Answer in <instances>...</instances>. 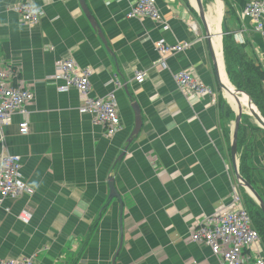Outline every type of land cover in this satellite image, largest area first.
Segmentation results:
<instances>
[{"label": "crops", "instance_id": "1", "mask_svg": "<svg viewBox=\"0 0 264 264\" xmlns=\"http://www.w3.org/2000/svg\"><path fill=\"white\" fill-rule=\"evenodd\" d=\"M21 1L43 9L38 24L21 23L14 9ZM135 1L84 0L93 27L79 0H0V63L17 70L34 93L26 135L18 132V115L0 126V155L20 156V175L29 188L0 202V260L221 264L190 234L234 194L244 203L248 195L230 159L234 105L220 91L192 0H156L159 21L127 18ZM202 1L208 17L218 15L219 30L230 33L237 46V51L228 47L230 69L250 66L264 74V34L253 31V20L242 14L252 0ZM160 38L191 46L162 56L156 46ZM215 46L226 79L224 57ZM67 57L92 70L91 95L114 91L121 127L113 135L78 112L81 97L75 88L63 90L64 83L53 78L56 61ZM183 70L210 87L215 102L177 87L172 76ZM137 71L145 73L142 83L134 80ZM133 103L139 106L140 128L119 158L134 128ZM241 122L239 167L245 159L241 172L264 200V129L244 113ZM109 176L122 199L121 215L118 200L108 199ZM24 213L27 220L21 218ZM262 236L257 249L264 259Z\"/></svg>", "mask_w": 264, "mask_h": 264}, {"label": "built area", "instance_id": "2", "mask_svg": "<svg viewBox=\"0 0 264 264\" xmlns=\"http://www.w3.org/2000/svg\"><path fill=\"white\" fill-rule=\"evenodd\" d=\"M22 24L36 25L44 16L41 7L27 1H21L14 7ZM242 14L253 20V31L264 34V5L259 0L250 1L242 10ZM127 18H149L161 20V13L156 0H136L126 12ZM191 27H194L191 24ZM167 29L168 26H163ZM239 34V33H237ZM159 53H180L191 46V42L183 41L168 44L165 39L156 41ZM90 68H79L70 57L58 59L55 63L54 79L64 84L61 89L75 88L81 97L78 112L87 114L96 124L103 126L107 135H113L121 127L118 105L114 91L103 97L91 95L89 77ZM177 87L188 89L199 96H209L215 102L214 92L204 85L188 70L173 74ZM145 73L137 71L134 80L142 83ZM117 88L121 87L119 80L115 81ZM34 93L26 87L19 78L17 70L12 66L0 63V126L9 124L14 115L20 116L18 123L19 134L29 132L28 105L33 102ZM21 158L19 155L2 153L0 155V202L6 198L16 199L29 192L27 184L20 175ZM21 218L27 220L29 215L24 213ZM191 240L203 243L210 248L221 264H264L257 245L260 235L253 225L251 216L240 194H234L228 205L203 216L192 229ZM0 264H34L33 257L5 258Z\"/></svg>", "mask_w": 264, "mask_h": 264}, {"label": "water", "instance_id": "3", "mask_svg": "<svg viewBox=\"0 0 264 264\" xmlns=\"http://www.w3.org/2000/svg\"><path fill=\"white\" fill-rule=\"evenodd\" d=\"M80 5L83 9V12L85 13L86 17L88 18V20L90 21L91 25L93 27L96 26V22L94 20V18L92 17V15L90 14V12L88 11L84 0H79ZM193 2V7L194 10L198 16L199 21L201 22V25L205 31V36L208 42V48H209V53L211 55V60H212V64L215 70V73L217 75V81H218V85L220 87V91L223 95L224 99H228V96H230L233 99V105H234V123H233V129L231 132V137H230V142H229V147H230V159H231V164L234 170V174L237 180V183L239 186L243 187L245 189V191L248 193V195L255 201V203L258 205V207L261 209L262 214L264 216V200L262 198V196L259 194V192L252 186V184L247 181L243 175H241L240 171H239V159H238V130H239V126L242 123V116L243 113L244 115H249L250 117H252L256 123L262 127L264 129V117L262 116L261 112L259 111L258 107L255 105V103L253 102L252 98L244 91L237 89L229 80V78H227V73H226V79H222L221 76V70H220V66L217 60V56H216V46H215V32L213 30V26L210 22V19L207 15V8L205 6V4L203 3L202 0H192ZM219 27L221 28V23H220V19H219V23H218ZM218 37H219V57H221V59L223 60V49H222V37L224 32L223 31H218ZM103 41V43H105L103 36L100 34L99 35ZM226 72V71H225ZM246 97V104H243L241 99L243 97ZM230 101V100H229ZM133 111H134V115H135V122H134V128L131 131V133L129 134L127 140H126V144L123 148V151L121 152V154L119 155V158H121L124 155V152L127 148V145L132 141V139L137 135L139 128H140V123H141V115H140V111H139V106L137 105V103H133L132 105ZM107 185H108V199L111 200L113 198H116L119 202V207H120V215L122 213V199L121 196L119 195V193L117 192V189L115 188L114 185V181H113V177L109 176L108 180H107ZM122 240H123V235H122V229L120 227V242H119V247H118V251L121 247L122 244ZM115 259V258H114Z\"/></svg>", "mask_w": 264, "mask_h": 264}, {"label": "trees", "instance_id": "4", "mask_svg": "<svg viewBox=\"0 0 264 264\" xmlns=\"http://www.w3.org/2000/svg\"><path fill=\"white\" fill-rule=\"evenodd\" d=\"M223 35L224 36L222 37V40H223L222 49H223V57L225 61V70H226L227 76L230 82L237 89L246 92L252 98L253 102L258 107L259 111L264 117V87L262 86V83H261L264 80V74L258 68L250 67V66H247L245 68H243L242 66H239V68L232 71L230 67L228 66L229 62L226 59L228 57V47L233 46L234 49H236L237 51V46L232 43V35H230V33L225 32ZM244 98L246 99L245 96ZM222 100L224 102V105H227L226 101L224 99ZM242 125H244L243 122L240 124L239 130L241 129L240 127ZM239 130H238V138H237L238 143L240 141ZM241 165H243L245 168L247 167L245 163V159H242V161L240 160V167ZM240 167H239L240 173L241 175H243ZM243 177L247 181H249L247 179L248 177L246 178L244 175ZM244 200H245V206L248 210L249 215L251 216L254 227L256 228L260 236L263 235L262 237H264V216L262 214L261 209L255 203V201L251 197H249L247 194H245Z\"/></svg>", "mask_w": 264, "mask_h": 264}, {"label": "bare ground", "instance_id": "5", "mask_svg": "<svg viewBox=\"0 0 264 264\" xmlns=\"http://www.w3.org/2000/svg\"><path fill=\"white\" fill-rule=\"evenodd\" d=\"M209 18H210V21L212 22V24L215 26V30H217V31H215L214 29V32L216 33L215 34V43H216V45H218L219 46V37H218V31H219V27H218V20H219V18H218V15H216V14H211L210 16H209ZM223 30V29H222ZM224 36V35H223ZM222 42H223V40H222ZM228 98H229V100L232 102V103H234L233 102V99L230 97V96H228ZM241 101H242V103L243 104H246V99L243 97L242 99H241Z\"/></svg>", "mask_w": 264, "mask_h": 264}]
</instances>
